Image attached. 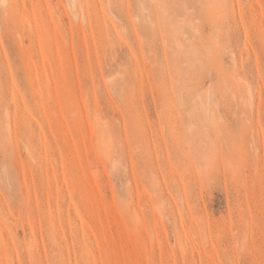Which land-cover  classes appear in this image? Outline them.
<instances>
[{
	"label": "rangeland",
	"instance_id": "374dc122",
	"mask_svg": "<svg viewBox=\"0 0 264 264\" xmlns=\"http://www.w3.org/2000/svg\"><path fill=\"white\" fill-rule=\"evenodd\" d=\"M0 264H264V0H0Z\"/></svg>",
	"mask_w": 264,
	"mask_h": 264
},
{
	"label": "bare ground",
	"instance_id": "6f19581e",
	"mask_svg": "<svg viewBox=\"0 0 264 264\" xmlns=\"http://www.w3.org/2000/svg\"><path fill=\"white\" fill-rule=\"evenodd\" d=\"M4 1H5V0H4ZM84 10H86V9H84ZM82 11H83V10H82ZM79 17H80V16H79ZM80 18L82 19V17H80ZM80 18H79V19H80ZM79 21H80V20H79ZM8 127H9V126H8ZM100 146H101V142H100V141H98V143H97L96 147H97V148H100Z\"/></svg>",
	"mask_w": 264,
	"mask_h": 264
}]
</instances>
